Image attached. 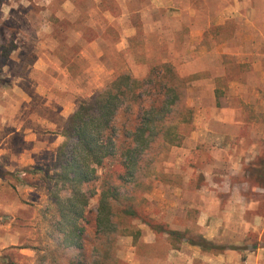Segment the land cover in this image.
<instances>
[{
	"label": "rangeland",
	"instance_id": "374dc122",
	"mask_svg": "<svg viewBox=\"0 0 264 264\" xmlns=\"http://www.w3.org/2000/svg\"><path fill=\"white\" fill-rule=\"evenodd\" d=\"M116 1L3 0L0 5V36L13 34L17 43L0 73V169L8 171L0 176V264H38L37 256L52 247L54 197L56 193L66 194L54 179L55 155L64 140L61 132L66 116L113 74L129 70L143 77L153 64L163 61L171 62L179 74L191 78L186 99L193 107L191 123L179 127V144L155 143L146 151L134 177L124 175L116 158L98 168L99 177L85 187L95 191L89 207L96 208L101 187L113 185L122 194L118 203H129L138 215L154 218L171 229L187 230L192 236L203 235L197 224L199 210L212 208L225 222L233 223L235 231L240 230L226 232L216 243L247 245L238 264H264V190L247 182L245 174L249 162L264 156V137L250 135L253 128L264 129V111L256 112L264 106L255 108L254 102L244 105L241 120L234 123L217 120L226 115L227 106L239 105L237 97L227 96L228 78L241 76L250 81L254 76L248 63L225 60L209 50L216 43L208 37L219 39L237 26L206 27L201 24L205 20H199L197 28H204V37L197 41L194 38L198 34L190 33L188 15L180 19L174 9H150L146 18L139 13V18L131 21L132 11L139 10L145 0H125L130 7L129 23L139 22L141 34L130 48L117 49L119 33L108 28L106 16L109 11L121 13ZM191 2L200 12L208 8L214 13L209 7L217 1ZM73 3L76 8L68 10ZM10 18L13 22L9 23ZM94 29H104L99 60L87 45L83 56L76 41V33L89 40ZM48 52L69 66V81L58 75L64 89L45 90L42 85L48 78L29 70L37 55ZM30 82L37 83L38 89ZM212 85L218 93L212 91ZM21 95L31 96L33 106L35 101L38 106L21 104ZM61 110L66 116L58 115ZM239 128L245 129L244 138L216 133L237 132ZM249 147H257L259 152L249 153ZM224 179L236 183L235 187L228 182L224 185ZM207 189L215 190L218 197L211 201ZM231 190L237 194L234 200L227 197ZM239 194L245 197L239 199ZM130 229L134 233L119 236L116 245L117 255L125 264H170L169 251L188 244H171L166 234L154 233L137 218L130 220Z\"/></svg>",
	"mask_w": 264,
	"mask_h": 264
},
{
	"label": "trees",
	"instance_id": "16d2710c",
	"mask_svg": "<svg viewBox=\"0 0 264 264\" xmlns=\"http://www.w3.org/2000/svg\"><path fill=\"white\" fill-rule=\"evenodd\" d=\"M139 13L132 11L131 21L139 18ZM132 25L137 33L127 39L128 48L141 34L139 22ZM16 49L15 35L0 36V73ZM190 79L179 74L169 61L153 64L143 77L120 71L67 116L61 132L64 140L55 155L54 177L66 194H55L52 247L37 256L38 264H125L117 255L116 245L119 236L134 233L130 229L134 218L154 233L166 234L171 244L186 242L214 254L248 248L219 244L201 234L192 236L187 230L171 229L154 218L140 216L131 204L118 203L122 194L113 185L101 187L96 208L89 207L95 191L85 187L99 177L98 168L116 158L124 175L134 177L144 153L155 143L181 142L179 127L190 124L193 118V107L186 102ZM7 172L0 169V176ZM245 174L247 182L264 190V156L249 162Z\"/></svg>",
	"mask_w": 264,
	"mask_h": 264
},
{
	"label": "crops",
	"instance_id": "0c3cea01",
	"mask_svg": "<svg viewBox=\"0 0 264 264\" xmlns=\"http://www.w3.org/2000/svg\"><path fill=\"white\" fill-rule=\"evenodd\" d=\"M100 1V0H99ZM119 3H118V2ZM119 4V9L121 13H112L107 12V25L111 26L114 30L119 33V41H116L115 48H128V38L132 37L137 31L135 26L129 23V6L125 4V0H117ZM201 1V0H200ZM208 4V0H204ZM217 1L213 6L214 13H209V9L206 11H199V7L194 5L191 0H145L144 5L140 6L142 19L149 16L148 10H169L174 9L173 12L176 16L179 15V18L182 19L185 15L189 16V24L191 28V35L193 33L198 34L194 40L201 41L204 37L203 32L204 28H197L199 20H205L201 22L204 26L208 27L210 25H221L223 28L227 26H237L236 29L231 30L229 34H223L221 38L208 37L209 40H213L216 45L212 48L210 45L211 51L215 52V55L222 57L225 60H235L238 63H248L251 73L254 76L253 80L245 81L241 76L228 78L226 83L227 96H235L238 98V106H227L225 108L226 115H223L221 118L217 119L221 124L234 123L241 120L243 106L250 104L252 102L256 103V107L264 106V0H215ZM219 3V4H218ZM68 10H74L76 8L75 4L67 6ZM107 8L106 11H108ZM105 25V23L103 24ZM145 25V24H144ZM196 25V26H195ZM106 27V26H105ZM95 30V29H94ZM104 29L95 30L94 36L89 40L84 39L82 33H76V41L81 44L80 53L84 56L86 55V48L89 47V50L93 51V54L100 59L103 55V49L101 48V42L103 41V32ZM83 36V37H82ZM212 43V41H210ZM86 43V44H85ZM87 45V47H86ZM204 48V45L201 46ZM206 50V48H205ZM15 50L12 52L14 53ZM12 55V54H11ZM10 59V58H9ZM247 59V60H246ZM30 72L35 71L39 73L42 77L48 78L45 80L42 88L49 89H64L65 84L59 79L61 75L65 81H69L68 77L70 76L69 66L67 62L64 64L61 57L52 54L51 52L44 53L41 56L37 55L35 60L31 65H29ZM57 73V76L55 74ZM71 77V76H70ZM62 78V77H61ZM50 83L49 85H47ZM17 83L14 84V87H17ZM30 86L34 85L38 89V85L35 82H30ZM212 91L215 89V86L212 85ZM20 103L24 104L27 107H37L38 102L35 101V106H33L34 100L31 96L21 95ZM35 109V108H34ZM260 109V108H259ZM264 110H259L260 112ZM29 116L32 115L31 110L27 111ZM60 116H66L64 111L58 112ZM67 117V116H66ZM65 117V118H66ZM201 117V121H204ZM205 122V121H204ZM263 126V124H261ZM262 128V127H261ZM214 132V131H212ZM245 129L239 128L237 132L223 131L216 132L218 136L229 137L231 139L235 138H244ZM252 137H264V129H254L250 133ZM261 150V149H260ZM247 152H259L257 147L253 149L248 148ZM261 152H264L263 150ZM236 166V165H235ZM227 179H224L222 183L224 185L227 183ZM247 182L242 181V184ZM215 184V183H214ZM228 185H232V188L235 187L236 183L228 182ZM221 189V188H219ZM230 190V189H228ZM211 193L210 199L215 200L218 195L216 191L206 190ZM231 193V194H230ZM231 200H234L237 194L231 190L229 192ZM217 195V196H216ZM239 199L245 196L238 195ZM197 224L201 226V233L203 236L214 242H217L221 235L226 232H240L233 228V223L229 224L224 221L221 215L213 212L212 208H204L199 210V215L197 218ZM240 226L244 224L239 223ZM240 229V228H238ZM154 236V234L152 235ZM151 240H149V243ZM236 245L240 243H235ZM264 248V246H262ZM259 256V255H258ZM256 257V259L258 258ZM241 258V252L238 250L227 249L222 253H209L202 251L196 245L185 244L182 245L180 249H171L168 255V261L170 264H238ZM132 264V263H131Z\"/></svg>",
	"mask_w": 264,
	"mask_h": 264
}]
</instances>
